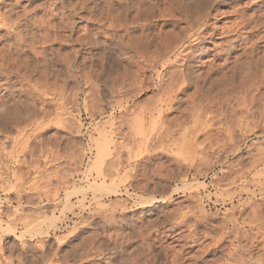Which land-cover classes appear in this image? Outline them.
Instances as JSON below:
<instances>
[{"label": "rangeland", "instance_id": "obj_1", "mask_svg": "<svg viewBox=\"0 0 264 264\" xmlns=\"http://www.w3.org/2000/svg\"><path fill=\"white\" fill-rule=\"evenodd\" d=\"M210 1L0 0V264H225L233 219L264 260V0Z\"/></svg>", "mask_w": 264, "mask_h": 264}, {"label": "bare ground", "instance_id": "obj_2", "mask_svg": "<svg viewBox=\"0 0 264 264\" xmlns=\"http://www.w3.org/2000/svg\"><path fill=\"white\" fill-rule=\"evenodd\" d=\"M152 1V0H151ZM210 1V0H209ZM212 1H210V3H211ZM212 3H214V2H212ZM168 4V3H167ZM197 4V3H196ZM127 5V4H126ZM137 5V4H136ZM209 6L211 5V4H208ZM125 6V5H124ZM200 7V6H199ZM170 8V7H169ZM208 8H210V7H208ZM188 9V8H187ZM173 10V9H172ZM206 10V9H205ZM136 11V10H135ZM134 11V12H135ZM205 12H207V13H204V14H202L203 12H200L199 14L197 13V15L193 18V16L191 15H189L190 16V18H188L186 15V17H187V19H188V25H189V33L188 34H183V35H185V36H174L175 37V39L174 40H172V42H170L171 43V46H169V49H168V51H167V53H166V57H165V64H167L168 63V71L166 72V77L164 78V80H165V82L163 83V87L166 85V84H168L169 86V88H164V91H166L167 92V94L168 93H170V92H168V89H170V90H173V89H175V88H177L176 90H181L182 88V84L184 83H186V86L189 84V76H188V73H187V71H189V69H187V71H186V69L185 68H187L188 66H185L184 68H183V66H184V64H186V63H184V61L185 60H189L188 59V57H190L191 59H199V58H197V57H199L200 55H202V54H204L205 52H206V50L205 49H202L201 51H200V53H198L197 54V52H196V49H194V44H196L197 42H199V41H202V40H204L206 37V33L204 32V30L207 28V26H206V24H207V21H206V17L208 16V12H209V10L207 9V11H205ZM226 12V11H225ZM168 13H169V11H168ZM192 13V12H191ZM220 13V12H219ZM224 14V13H223ZM210 15V14H209ZM216 15V14H215ZM225 15V14H224ZM255 15V14H254ZM43 17V16H42ZM193 19H192V18ZM260 17V16H259ZM175 18V17H174ZM186 20V19H185ZM233 20V19H232ZM239 20V19H238ZM34 21V20H33ZM237 21V20H236ZM252 22V21H251ZM209 23V22H208ZM241 23V22H240ZM18 24V23H17ZM262 24V23H261ZM238 25V24H237ZM240 25V24H239ZM48 26V25H47ZM236 26V25H235ZM242 26V25H241ZM244 26H246L245 24H244ZM257 26V25H256ZM238 26H236V28H237ZM249 27V26H248ZM252 27V26H251ZM255 26H253L252 28H254ZM39 28V27H38ZM42 28V27H41ZM185 28H187V26L185 27ZM187 28V29H188ZM228 28V27H227ZM236 28H234V30H232V31H237V29ZM244 28V27H243ZM186 29V30H187ZM246 29V28H245ZM248 29V28H247ZM15 30V29H14ZM215 30V29H214ZM216 30H217V27H216ZM223 30H226V28H222L221 29V31L223 32ZM244 30V29H243ZM149 31V30H148ZM188 31V30H187ZM248 31V30H247ZM250 31H252V30H250ZM127 32V31H126ZM184 32V31H183ZM226 32H227V30H226ZM19 33V32H18ZM216 33V32H215ZM214 34V33H213ZM241 34V33H240ZM43 35V34H42ZM207 35H209V37H212V34L210 33V34H207ZM248 35V34H247ZM247 35H245V36H243V35H240L239 37H240V39H238V35H236V36H234L233 38H231L230 39V41H229V43H230V48L231 49H235L236 47H238V46H243V48H246L247 47V45L248 46H253L254 45V43H252L251 42V45L249 44L250 42L249 41H245V39L247 38ZM136 36V35H135ZM167 36V35H166ZM261 37V36H260ZM248 40V39H247ZM257 40V39H256ZM126 41V40H125ZM171 41V40H170ZM238 43L237 45L235 44V43ZM167 44H168V42H167ZM152 45V44H151ZM16 46V45H15ZM168 46V45H167ZM215 47V46H214ZM251 48V47H250ZM249 48V49H250ZM20 49V48H19ZM230 50V49H229ZM245 50H247V49H245ZM249 51V50H248ZM159 54V53H158ZM129 55V54H128ZM164 56H165V54H164ZM163 56V57H164ZM238 57V56H237ZM131 58V57H130ZM19 60V59H18ZM156 60V59H155ZM255 61V60H254ZM258 61V60H257ZM263 61V60H262ZM152 62V61H151ZM162 63V62H161ZM202 63V62H201ZM253 63V62H252ZM264 63V62H263ZM156 65V64H155ZM192 65V64H191ZM154 69H156V68H154ZM185 69V70H184ZM264 69V68H263ZM186 71V72H185ZM190 71H191V68H190ZM144 73V72H143ZM190 74V73H189ZM233 75V74H232ZM165 76V75H164ZM187 76H188V78H187ZM199 77V76H198ZM118 78V77H117ZM191 78V77H190ZM199 79H200V77H199ZM149 82V81H148ZM118 83V82H117ZM140 83V82H139ZM182 83V84H181ZM190 85V84H189ZM181 86V87H180ZM185 86V85H184ZM163 87H162V89H163ZM245 87V86H244ZM231 88V87H230ZM185 89V88H184ZM48 90V89H47ZM176 90H174V92H176ZM182 91V90H181ZM196 91V90H195ZM205 92V91H204ZM58 93V92H57ZM172 94H173V92H171ZM163 94H164V92H163ZM176 94V93H175ZM174 94V95H175ZM171 95V94H170ZM170 95H169V98H170ZM178 94H176V96H177ZM172 96V95H171ZM166 97V96H165ZM164 99V98H163ZM173 99V98H172ZM165 100V99H164ZM166 101V100H165ZM173 101V100H172ZM162 102V101H161ZM167 102H168V100H167ZM165 103V102H164ZM114 104V103H113ZM169 105V104H168ZM157 107V106H156ZM166 107V106H165ZM174 107V106H173ZM172 107V108H173ZM158 112H159V114H161L162 112H163V110H164V106L163 105H160V106H158L157 108H155ZM200 109V108H199ZM60 110V109H59ZM245 112V111H244ZM156 113V112H155ZM153 114H154V112H153ZM131 116V115H130ZM160 116V115H159ZM158 116V117H159ZM59 118V117H58ZM134 118H135V116H134ZM143 118V117H142ZM152 118V117H151ZM140 119V118H139ZM115 120V119H114ZM114 120H112V121H114ZM64 123V122H63ZM150 125V124H149ZM168 125V124H167ZM158 127V126H157ZM104 128V127H103ZM109 129V128H108ZM207 130V129H206ZM190 134V133H189ZM122 135V134H121ZM193 137V136H192ZM187 138V137H186ZM195 138V137H194ZM188 139V138H187ZM191 139V138H190ZM100 143V142H99ZM191 143H192V141H191ZM129 145V144H128ZM96 146V145H95ZM102 146V145H101ZM108 148V147H107ZM128 148V147H127ZM187 148V147H186ZM201 149V148H200ZM125 150V149H124ZM118 155V154H117ZM132 156V155H131ZM116 157V156H115ZM94 159V158H93ZM96 160H95V164H96ZM107 162V161H106ZM111 164V163H110ZM107 165V164H106ZM111 170V169H110ZM103 171V170H102ZM101 171V172H102ZM111 173V172H110ZM107 174V173H106ZM2 178V177H1ZM90 187H95V188H98V189H100V188H105V189H109L107 186H105L104 184H102V183H98V182H93V183H91L90 184ZM67 191V190H66ZM68 191H70V190H68ZM108 191V190H107ZM120 193V192H119ZM65 195H67V194H65ZM198 196V195H197ZM256 196V195H255ZM194 198V197H193ZM199 201V200H198ZM145 203V202H144ZM105 204V203H104ZM261 206V205H260ZM255 208V207H254ZM255 209L257 210V211H255ZM254 209V211H255V213H254V216H252V217H254V220L256 219V221L259 219V218H262V219H259V220H264L263 218H264V216L262 215V213H261V210H259L258 208H255ZM21 210V209H20ZM259 210V211H258ZM229 213V212H228ZM17 217V216H16ZM19 218V217H18ZM26 218V217H25ZM24 220V219H23ZM249 220V219H248ZM9 222V221H8ZM248 222V221H247ZM250 222L251 221H249V224H250ZM261 222L263 223L264 221H260V224H261ZM30 223V222H29ZM33 224V223H32ZM232 224H233V228L236 230L235 231V233H236V235L234 236L235 237V239H237L238 241V246H237V248L235 247V249H234V251H232L229 255H228V258H227V261L225 262V264H264V260H262L261 259V261H251L253 258L252 257H249V258H246L245 257V250H247L246 249V247H245V245H243L242 243H241V239L242 238H247V237H250V232H249V229L247 230H241V228H240V224L237 222V220L236 219H233L232 220ZM253 224V223H252ZM255 224V223H254ZM250 226V225H249ZM260 226V225H259ZM15 227V226H14ZM261 227H262V225H261ZM7 228V227H6ZM211 228V227H210ZM240 229V231L239 230H237V229ZM263 228V227H262ZM261 228V229H262ZM216 229V228H215ZM245 229V228H244ZM263 230H264V228H263ZM205 231V230H204ZM251 231V230H250ZM260 231V230H259ZM262 231V230H261ZM258 233V232H257ZM210 234V233H209ZM227 234V233H226ZM211 237V236H210ZM227 237V236H226ZM244 238V239H245ZM258 238V237H257ZM248 239V238H247ZM251 239V238H250ZM252 239H254L253 237H252ZM234 240V239H233ZM249 240V239H248ZM247 240V241H248ZM260 240V239H259ZM229 241V240H228ZM231 241V240H230ZM243 241V240H242ZM253 241V240H252ZM262 241H264V238H263V240ZM208 242V241H207ZM200 243V242H199ZM234 243V242H233ZM252 243V242H251ZM264 243V242H263ZM202 246V245H201ZM252 247V246H251ZM207 248V247H206ZM180 252V251H179ZM223 254V253H222ZM254 256V255H253ZM193 257H194V255H193ZM217 259V258H216ZM193 261V260H192ZM45 263H47V262H45ZM191 264V263H190Z\"/></svg>", "mask_w": 264, "mask_h": 264}]
</instances>
